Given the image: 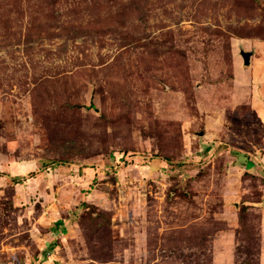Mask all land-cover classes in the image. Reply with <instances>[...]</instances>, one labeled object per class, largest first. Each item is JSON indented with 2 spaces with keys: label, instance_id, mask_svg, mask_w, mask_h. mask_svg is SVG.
<instances>
[{
  "label": "rangeland",
  "instance_id": "374dc122",
  "mask_svg": "<svg viewBox=\"0 0 264 264\" xmlns=\"http://www.w3.org/2000/svg\"><path fill=\"white\" fill-rule=\"evenodd\" d=\"M0 264H264V0H0Z\"/></svg>",
  "mask_w": 264,
  "mask_h": 264
},
{
  "label": "water",
  "instance_id": "95a60500",
  "mask_svg": "<svg viewBox=\"0 0 264 264\" xmlns=\"http://www.w3.org/2000/svg\"><path fill=\"white\" fill-rule=\"evenodd\" d=\"M241 56H242L243 64L248 65L250 54L249 53H241Z\"/></svg>",
  "mask_w": 264,
  "mask_h": 264
}]
</instances>
